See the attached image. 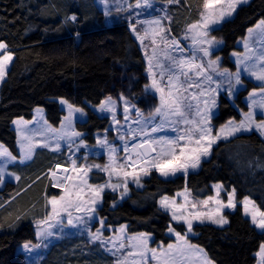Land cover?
Segmentation results:
<instances>
[{
	"label": "trees",
	"instance_id": "1",
	"mask_svg": "<svg viewBox=\"0 0 264 264\" xmlns=\"http://www.w3.org/2000/svg\"><path fill=\"white\" fill-rule=\"evenodd\" d=\"M194 1L176 7V32ZM262 18L264 0H251L216 30L225 40L220 50L225 55L224 65L235 69L229 54L238 49V39ZM0 42L14 54L0 86V142L15 156L19 151L12 123L18 117L32 119L36 107H44L47 120L56 127L65 114L58 98L83 108L87 119L78 122L76 128L85 132L88 142L95 143V133L105 130L111 121L91 105L101 104L108 92L127 86L131 97L138 98L148 83L144 55L128 22L107 24L94 0H0ZM255 87L249 81L239 93L236 103L240 108H247L243 97ZM240 117L239 110L223 96L213 121L218 124ZM59 157L39 149L31 161L10 166L20 178L0 189V264H27L19 247L36 242L35 223L45 216L46 197L59 191L48 177ZM101 179L103 175L93 178ZM216 182L227 191L235 189L239 201L250 198L264 212V139L248 132L220 140L210 157L187 177L164 178L153 172L142 188L132 186L122 202L115 204L117 193L106 191L98 211L108 225L127 223L131 233L145 232L157 243H169L173 241L168 233L170 226L181 234L186 227L172 220L171 214L160 207L159 199L174 196L184 187L194 197H206L213 193L212 184ZM227 217L225 226L195 224L190 240L203 247L216 264H255L264 232L240 205L227 212ZM63 248V243L53 245L43 264H95L98 260V255H65Z\"/></svg>",
	"mask_w": 264,
	"mask_h": 264
},
{
	"label": "rangeland",
	"instance_id": "2",
	"mask_svg": "<svg viewBox=\"0 0 264 264\" xmlns=\"http://www.w3.org/2000/svg\"><path fill=\"white\" fill-rule=\"evenodd\" d=\"M94 1L96 2L98 8L104 14L107 24H112L115 21L121 20H125L128 22L129 28L133 36L138 41L144 55L147 67L146 74L148 77V83L145 85L144 90L141 92L138 98L131 97V88H129L130 86H127L126 88H123L121 90H112L111 92H108L101 104L91 105V108L93 110H95L102 116H108L111 121L110 125L105 130L95 133V143L88 142L85 139V132L79 131L76 128V124L78 122H83L87 119V112L83 108L71 104L65 98L58 99L60 101L61 108L65 112L62 123L58 127L48 122L45 115V108L42 106H38L35 108L34 117L32 119L20 117L14 120V124L12 123V125L13 128L17 129V145L19 155L15 156L2 142H0V145L7 149L12 156L16 157L15 160L0 157V168L3 169V179L2 181H0V189L4 188L7 182H16L20 178V175L18 173L10 169L11 165L17 163L25 164L34 158L37 150L45 149L60 156L59 159H57L58 161H56L48 171V177L54 187L56 184L54 183L53 175L54 173H58L56 171V166L62 165L65 176L73 177V180L68 182L64 181L61 184L76 183L78 187L83 190L82 195L84 201H90L93 198L97 200V203L95 205H86V207L94 208V211H92L91 213H77L75 210H70L72 211V224L68 223L67 214L62 213L60 221L50 220L49 223H51L53 227L51 229H48L46 232H42L40 235H38L37 233L40 231V229L47 228L46 225L38 226L37 223L38 221L45 219V217L50 214L51 205L47 204L45 216L38 219L35 223L37 232L36 242L28 243V249H25L24 247L26 243L22 244L19 247V250L25 255L27 264H43L52 246L58 243H63L64 248L62 249V251L65 255H72L76 258H78V256L82 254H84L85 256H89L90 258H92L93 255H98V260L95 261V264H119L120 261L124 260L129 252L134 251L132 248L127 247V245L129 244L127 237H135L139 236L140 234H145L148 238V247L150 249H157L158 251L162 248H166L169 244L179 243L176 239L175 234L169 231L168 233L173 237V241L169 243H157L154 241V237L151 234L145 232H129L127 223H123L117 226L108 225L105 218L101 217L98 211L103 203L104 193L106 191L116 192L118 195V200L115 202V204H117L127 198L132 186L142 188L144 186L145 180L150 175H152L153 172L164 178H173L179 175L187 177L190 172L198 170L201 167L203 161L207 160L210 157L212 148L220 140H227L236 135L248 132H256L259 136H261V138L264 139V130H258L255 126L242 129L241 131L227 137H225L224 134H221L220 138L212 143L209 149V154L206 156H201L197 167H189L186 173L183 171H179L174 175L162 176L158 171L149 168V166L145 164L143 166L149 169L148 174L139 175V184H137L131 176L125 178L123 176V172H132L134 170L132 167L127 166V158L129 155H131L132 158L136 161L135 171L137 173L140 172L141 161L140 158H137L136 152H141V150L140 148H136L135 150H133V145H138L145 139H148L150 141L158 140L161 137L174 139L177 135L182 134L180 132V129L191 127V125L185 126L182 123H175V117L168 118L167 121H162L160 116L154 115L155 108L160 104V94L151 87L152 81L153 79H156L162 87L166 85V77L163 81H161V78L158 74L159 69L155 67L157 58H160L161 62H163L162 58L164 56V52L167 51L170 55L177 59L181 58L182 56L188 58L194 57V62L196 64L204 65V68L206 69L205 76H211V81H208L203 76H196L195 70H193L190 73L192 77L191 80L185 81V78L181 77V83H183L185 88L188 87L189 83L201 84L200 88L193 87L186 93V95L189 96H191L192 94H196L197 96L196 100L191 101L193 107L191 109L190 115H188L187 118L198 121L199 116H197L196 114L197 104L199 105L200 109H204V101L208 100L210 106V126L213 129L212 135L216 136L221 128H225L226 131L228 130L227 126L229 121H234L236 124H239L240 121L244 119V113L250 110L249 106L252 105V101H260L262 95H264L260 91L261 88H264V82L256 80L255 77H253L250 72L246 70L250 66V62H239L240 59H242L243 56L247 54L245 43L248 44V47L250 49L255 50L257 53H259L261 49H264V42H261L260 36L261 31H264V26L258 27L259 25H261V21H264V18L260 19L255 25L249 28L253 30L251 33L248 29L246 34L242 38L238 39L236 43L238 49L236 51H232L229 54V59L232 63L235 64V69H232L224 65L225 55L224 53H220V50L224 46L225 40L217 34L216 30L226 20L233 18L242 5L248 3L251 0H242L241 3L237 4L231 16L226 17L223 21H220L217 24L211 26L210 30L208 31V38L211 39L214 37L216 41L211 46L199 43L194 44L193 37L195 36L197 40L202 39V37L196 36V32L203 31V29L201 28L198 30L190 31L188 28L190 24H195L200 21V11L203 0H195L194 5H191L189 7V16L183 21V23L178 26L177 32L173 28L174 15L177 11L176 7L183 6V2L189 3V0H174V2L171 3L169 2V0H148L147 4L144 3V0H139V7L136 6L137 0ZM129 5H131V7H129ZM157 19L161 21L160 25H150L146 23L147 21H153ZM133 26L135 27V32H133L132 30ZM161 29H163L164 31H161ZM153 30H155V34H153ZM153 40H155V44H153ZM173 41H178V44L175 47L173 46ZM202 47L209 48L210 54L208 56H204L202 51H200ZM6 50L9 51V49ZM154 50L157 53V58H153L151 61L153 68L152 72L150 73L149 62L150 58L153 57ZM3 51L4 50H0V53H2ZM210 60L216 61L214 69L208 68V62ZM12 61L9 63L5 77L0 80V86L7 76V72L12 64ZM225 70H227L226 75L223 74L225 73ZM252 70L255 71L256 69L253 68ZM237 71H239L240 73L239 84L236 83L235 78ZM249 81L254 83L256 87L250 89L248 94L243 97V101L246 104L247 108L242 109L236 103V99L239 93L247 87ZM213 89L215 91H212ZM201 92H204L206 94L201 95ZM250 93H255V95L250 96ZM223 96L227 98L229 102H231L239 110L241 117L239 119L229 118L222 123L215 124L213 118L218 113L219 102ZM109 97H111L113 104L102 109L101 105L106 100H108ZM121 97H123V99H121ZM139 100H142V103H139ZM213 100L215 101V106L211 107ZM61 101H67L68 104H71L74 108L81 109L82 111L73 112L71 120L67 121L65 120V117L69 114L68 105L61 103ZM126 106L128 108L127 112L124 111ZM108 107H114L115 112L108 110ZM252 110L254 111V120L256 123L264 120V114H262L264 113V109H260L257 106ZM161 124H163V126L159 131L152 132L153 127ZM72 133H80V135L74 136L72 135ZM25 136L29 137L30 141L25 140ZM29 142L32 143L34 147L32 149L30 158H24L22 144L26 145ZM57 145H59V147H57ZM204 146L207 147V142H205ZM154 147H156L157 151H159L160 145H154ZM125 148L128 149L127 152L125 151ZM113 149L115 151H113ZM154 155L155 153L152 156ZM110 157L112 159H110ZM143 159L149 160L151 159V156L143 157ZM113 160L115 161V163L112 162ZM73 161H75V166L77 169L85 167L89 168L90 170L87 172V175L81 177L80 172L74 171ZM94 165H100L101 167H93ZM106 165L111 166L108 172L102 170ZM113 168H115L121 174L117 176L115 172L111 171V169ZM101 175H103V179L98 181L93 180L94 177L98 178L99 176L100 178ZM81 178L87 183H81ZM125 184L127 186V192H125ZM102 185L109 186L104 187L103 190L100 191L99 197H94L93 191L99 190L100 186ZM111 185H118V187H112ZM216 185L222 186L219 190V196H217V188L215 187ZM212 188L213 193L206 197H194L190 189L188 187H184L183 189L178 190L174 196L165 195L159 199L160 207L168 211L171 214V217L172 207L170 206L169 208H164L161 206L160 201L163 197L169 198L170 205L172 201H175V204L177 206L183 205L184 207L182 208L177 207V211L183 212L186 216L193 212H200L205 214L213 213V219L204 218L202 220H193L192 231L188 232L186 237L188 242L192 245L199 246L190 240V237L195 234L193 231V226L195 224L212 223L217 226H225L228 224L227 212L234 211L239 205L242 207L244 214L252 220L251 214H246L244 211V206L242 203L244 199L241 201L237 199L236 190V207H224L221 208L219 212H217L216 200L219 199L227 204L228 194L232 192L233 189L227 191L224 185L220 182L213 183ZM58 189L59 191H55L53 194L47 195V200L51 196H60L63 193L62 187ZM185 197H187V199ZM209 197H213V199L209 200ZM248 199L252 202L249 205L250 208L254 206L259 211H261L250 198ZM206 200L208 201V203L205 205L203 201ZM193 204L196 205L195 208H192ZM77 217H79V219H77ZM221 217L226 219L227 223L218 224L214 222L216 219H219ZM101 221H103V224H101ZM183 224L186 227V233L187 225L185 223ZM122 226L124 228L123 233L121 232ZM97 229L100 230L99 233H97ZM258 229L264 232V230L260 228ZM48 232H50L51 234L49 235ZM93 234H98L100 238L97 240H93ZM121 242L125 243L126 245V247L123 249L119 247ZM199 248L203 249L204 256L202 257V261L206 259L209 264H216L210 259L208 253L203 247L199 246ZM97 252H99V254H97ZM258 252L259 250L256 252L257 261L255 264H260L261 261V257L258 255ZM148 255L149 259L147 264H156V261L151 260V253H149ZM133 259H135L137 261V264H139V257H129V264H131V261Z\"/></svg>",
	"mask_w": 264,
	"mask_h": 264
},
{
	"label": "snow or ice",
	"instance_id": "3",
	"mask_svg": "<svg viewBox=\"0 0 264 264\" xmlns=\"http://www.w3.org/2000/svg\"><path fill=\"white\" fill-rule=\"evenodd\" d=\"M169 2H174V0H169ZM242 0H203L201 11H200V21L195 24H190L188 26L189 30H198L203 29V31H197L196 36L202 37V39L197 40L195 36L193 37V43L199 44H207L213 45L216 41L215 38H208V31L210 30L212 25L217 24L220 21H223L226 17L231 16L232 12L235 10L237 4L241 3ZM144 3L147 4L148 0H144ZM137 7L140 6L139 0H137ZM131 7V5H129ZM72 19H75L73 17ZM202 22V23H201ZM146 23L150 25H160L161 21L159 19L153 21H147ZM264 26V21H261V25L258 27ZM133 32H135V27L133 26ZM161 31H164L161 29ZM253 30L249 29L251 33ZM153 34H155V30H153ZM261 42H264V31H261ZM139 38V37H138ZM153 44H155V40H153ZM178 44V41H173V46L175 47ZM7 45L3 42H0V50H4L0 53V80H2L6 75V70L9 66V63L13 60V54L10 51H7ZM246 55L240 59V63H244L245 61L250 62V66L246 69L250 72V74L255 77L256 80L264 82V49H261L259 53L255 50L250 49L248 44L245 43ZM204 56H208L209 48L202 47L200 49ZM157 58V53L153 51V57L150 58L149 62V72H152V59ZM194 57H181L179 59L170 55L167 51L164 52V56L162 58L163 62H161L160 58H157V63L155 65L156 68L159 69V76L161 81L164 80L166 77V85L161 86L156 79H153L151 87L154 88L160 94V104L158 107L155 108L154 115H158L161 117L162 121H167L168 118L175 117V123L180 124L182 123L185 126L191 125V127H185L180 129L182 134L177 135L174 139L173 138H164L161 137L158 140H143L138 145H133V150L136 148L143 149L141 152H136L137 158H140L141 167L140 172L137 173L135 171L136 161L132 158L131 155L128 156V164L127 166L132 167L134 170L132 172H123V176L127 178L131 176L137 184H139V175H147L148 168H145L143 165L147 164L149 168L155 169L158 171L162 176H169L174 175L176 172L183 171L187 172L188 168H195L197 167L201 156H206L209 154V149L212 143L215 140L219 139L221 134H224L225 137L231 136L236 132L241 131L245 128H251L255 126L258 130H264V120H261L259 123H256L254 120V109L255 107H259L260 109H264V95L260 101L253 100L252 105H250V110L244 113V119L240 121L239 124H236L234 121L228 122V130L226 131L225 128H221L216 136L212 135L213 129L210 126V106L208 100L204 101V109H200L199 105L197 104V116H199V120L188 119V115L191 113L192 109V100H196V94H192L191 96L186 95L189 89L195 87L200 88L201 84H188V87L185 88L183 83H181V77L185 78V81L191 80L190 73L195 70L196 76L198 77H205L208 81L212 80L211 76H205L206 69L204 68L203 64H196L194 62ZM218 59V58H217ZM216 61H209L208 68L214 69V65ZM256 69L253 71L252 69ZM224 75L227 74V70H225ZM236 83H240V73L237 71L236 75ZM212 91H215L214 89ZM261 93L264 94V88L260 89ZM201 95H205L206 93L201 92ZM255 95V93H250V96ZM123 99V97H121ZM61 103L68 105L69 114L65 117V120L70 121L72 118L73 112L82 111L81 109H76L73 105L68 104L67 101H61ZM113 101L111 97L108 98L102 105L101 108L104 109L106 106H111ZM215 106V101H212L211 107ZM108 110L115 112L114 107H108ZM125 112L128 111L127 106L124 109ZM264 114V113H262ZM139 115V113H138ZM163 124L158 125L152 128V132H157ZM74 136H79L80 133H72ZM25 140H29L30 138L25 136ZM183 142V143H181ZM205 142H207V147L204 146ZM104 143V142H100ZM154 145H160L159 151ZM194 145V146H193ZM34 145L32 143L22 144V149L24 151V158H30L32 149ZM59 147V145H57ZM113 151H115L113 149ZM127 152L128 149L125 148ZM151 153H155L154 156H151V159L144 160L143 157L150 156ZM0 157L10 158L15 160L16 157L12 156L7 149H5L2 145H0ZM110 159H112L110 157ZM115 163V161H112ZM59 167V165H57ZM93 167L100 168V165H94ZM110 165H106L103 167V171L108 172L110 169ZM73 170L78 171L81 173V177L87 175V172L90 170L89 168H80L77 169L75 166V161H73ZM112 172H115L117 176L121 173L117 171L115 168L111 169ZM3 169L0 168V181H2L3 176ZM65 182L72 181L73 177L65 176ZM81 183H87L86 181L82 180ZM109 185H102L100 186L99 190H94L93 195L94 197H99L100 191L103 190L104 187ZM112 187H118V185H111ZM55 187H62L63 193L60 196H51L47 200V204L51 205V212L45 219L38 221L39 225H46L47 228H42L37 233L40 235L42 232H46L48 229H51L53 225L49 223L50 220L60 221L61 214L66 213L68 217V223L72 224V211L75 210L77 213L80 212H87L91 213L94 211L92 207H86V205H95L97 200L93 198L90 201H84L82 195V189L78 187L76 183H65L61 184L58 183ZM91 187V186H89ZM217 188V196H219V190L221 189V185H216ZM125 192H127V186L125 184ZM187 199V197H185ZM213 197H209V200H212ZM161 206L164 208L172 207V220L176 222H183L187 225V232L183 235L181 232L176 231L175 228L169 227L168 231L175 234L176 239L179 243L177 244H169L166 248H162L159 251L157 249H150L147 243V236L145 234H140L139 236L135 237H127L129 244L127 247L132 248L134 251L129 252L124 260L120 261L119 264H129L128 258L129 257H139V264H147L149 259V253H151V260L156 261V264H209L206 259L202 261L203 249L199 248V246L192 245L186 239L187 233L192 231V222L193 220H202L204 218L213 219V213H200V212H193L190 213L188 216L184 215L183 212H178L177 207H184L183 205L177 206L175 201H172L171 205L169 204V198L163 197L160 201ZM206 205L208 201H203ZM244 206V211L246 214H251V218L253 223L260 229L264 230V212L259 211L257 208L249 207L252 203L249 201L247 197L244 198L242 201ZM217 212L221 208L229 207L234 208L236 207L235 203V189L232 190L228 194L227 204L223 201L217 199ZM196 205L193 204L192 208H195ZM259 217V219H258ZM79 219V217H77ZM218 224L227 223L226 219L223 217L216 219L214 221ZM103 224V221H101ZM124 228L122 226L121 232L123 233ZM100 230L97 229V233ZM50 235L51 233L48 232ZM100 236L98 234H93L92 239L97 240ZM25 249L29 248V244L26 243L24 245ZM119 247L121 249L125 248V243L121 242ZM258 255L261 257L260 264H264V244L260 245ZM131 264H137V261L133 259Z\"/></svg>",
	"mask_w": 264,
	"mask_h": 264
},
{
	"label": "bare ground",
	"instance_id": "4",
	"mask_svg": "<svg viewBox=\"0 0 264 264\" xmlns=\"http://www.w3.org/2000/svg\"><path fill=\"white\" fill-rule=\"evenodd\" d=\"M64 177H65L64 171L61 172V173H54V175H53L54 183L55 184L63 183L64 182V179H63Z\"/></svg>",
	"mask_w": 264,
	"mask_h": 264
},
{
	"label": "water",
	"instance_id": "5",
	"mask_svg": "<svg viewBox=\"0 0 264 264\" xmlns=\"http://www.w3.org/2000/svg\"><path fill=\"white\" fill-rule=\"evenodd\" d=\"M141 151H143V149H140ZM154 153H151L150 156H152ZM150 156H147V157H150ZM56 171L58 173H61L63 172V166L62 165H59V167L56 166Z\"/></svg>",
	"mask_w": 264,
	"mask_h": 264
},
{
	"label": "crops",
	"instance_id": "6",
	"mask_svg": "<svg viewBox=\"0 0 264 264\" xmlns=\"http://www.w3.org/2000/svg\"><path fill=\"white\" fill-rule=\"evenodd\" d=\"M3 43H4V42H3ZM5 44H6V43H5ZM7 49H8V47H7ZM13 59H14V58H13ZM58 99H59V98H58ZM58 101H59V100H58ZM59 103H60V101H59ZM34 110H35V109H34ZM34 113H35V112H34ZM45 115H46V111H45ZM64 115H65V114H64ZM64 115H63V116H64ZM33 117H34V116H33ZM18 118H20V117H18ZM21 118H22V117H21ZM23 118H24V117H23ZM62 119H63V117H62ZM13 122H14V121H13ZM48 122H49V121H48ZM49 123H50V122H49ZM61 123H62V121H61ZM61 123H60V124H61ZM13 124H14V123H13ZM57 127H58V126H57ZM14 129H15V128H14ZM15 130H16V132H17V129H15Z\"/></svg>",
	"mask_w": 264,
	"mask_h": 264
}]
</instances>
